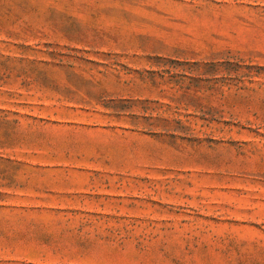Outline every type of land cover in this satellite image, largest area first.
I'll use <instances>...</instances> for the list:
<instances>
[{"label": "rangeland", "instance_id": "1", "mask_svg": "<svg viewBox=\"0 0 264 264\" xmlns=\"http://www.w3.org/2000/svg\"><path fill=\"white\" fill-rule=\"evenodd\" d=\"M0 264H264V0H0Z\"/></svg>", "mask_w": 264, "mask_h": 264}]
</instances>
